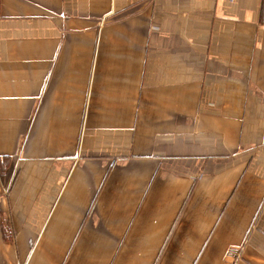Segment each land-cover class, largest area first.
I'll list each match as a JSON object with an SVG mask.
<instances>
[{
  "label": "crops",
  "instance_id": "0c3cea01",
  "mask_svg": "<svg viewBox=\"0 0 264 264\" xmlns=\"http://www.w3.org/2000/svg\"><path fill=\"white\" fill-rule=\"evenodd\" d=\"M5 157L0 264H264V0H0Z\"/></svg>",
  "mask_w": 264,
  "mask_h": 264
},
{
  "label": "built area",
  "instance_id": "2783aa9c",
  "mask_svg": "<svg viewBox=\"0 0 264 264\" xmlns=\"http://www.w3.org/2000/svg\"><path fill=\"white\" fill-rule=\"evenodd\" d=\"M241 254V249L239 247H230L227 252V256L230 258L238 259Z\"/></svg>",
  "mask_w": 264,
  "mask_h": 264
},
{
  "label": "trees",
  "instance_id": "16d2710c",
  "mask_svg": "<svg viewBox=\"0 0 264 264\" xmlns=\"http://www.w3.org/2000/svg\"><path fill=\"white\" fill-rule=\"evenodd\" d=\"M10 158L5 157L3 160L0 158V173L2 174L4 170L8 167Z\"/></svg>",
  "mask_w": 264,
  "mask_h": 264
}]
</instances>
